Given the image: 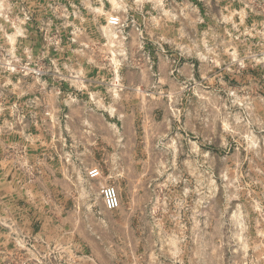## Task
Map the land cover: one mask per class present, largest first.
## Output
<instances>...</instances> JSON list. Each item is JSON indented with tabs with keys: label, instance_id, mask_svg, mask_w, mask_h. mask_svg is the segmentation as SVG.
I'll use <instances>...</instances> for the list:
<instances>
[{
	"label": "rangeland",
	"instance_id": "rangeland-1",
	"mask_svg": "<svg viewBox=\"0 0 264 264\" xmlns=\"http://www.w3.org/2000/svg\"><path fill=\"white\" fill-rule=\"evenodd\" d=\"M88 110L141 152L45 233L28 155ZM0 159V264H264V0H0Z\"/></svg>",
	"mask_w": 264,
	"mask_h": 264
},
{
	"label": "crops",
	"instance_id": "crops-1",
	"mask_svg": "<svg viewBox=\"0 0 264 264\" xmlns=\"http://www.w3.org/2000/svg\"><path fill=\"white\" fill-rule=\"evenodd\" d=\"M169 61L167 58H162L161 63L169 66ZM161 66L159 67L161 68ZM170 68H172L171 63ZM97 115V113L88 110L87 115L82 120L81 118L71 119L70 131L64 133L62 137L57 136L52 145H47L50 148L53 146L52 150H48L45 145L46 148H40L38 155L34 157L31 154L28 155L29 162L34 163L36 161L39 167L37 170H30L32 171L31 174L28 173L27 180H29V184L27 185L26 197L29 202L31 201L29 206L35 205L37 211L32 214H29V211L27 214L32 216L30 221L32 219H34L33 221H39L40 230L45 233L49 228H55V231L60 229L59 224L68 223L72 230L75 228L76 222L74 223V220L78 217V205L86 204L88 191L92 189L93 184L97 185V190L104 185V183H101L102 181H98L101 178L91 177L94 179H90V171L100 169V172L103 173L104 169H110L113 166L114 161L117 163V159L118 167L122 168L124 164L119 161L120 157L123 160H125V157L135 159L137 152H141L135 149L133 138L130 142L132 148H125L129 145V139L124 132L119 135L112 134L111 136H103L99 133L94 136L91 135L93 129H91L90 124L91 118L101 122V118ZM78 124L83 126V129L88 133L83 134V136L78 135L76 132L73 133L71 128L73 130L74 126H78ZM122 125L125 127L124 130L128 128V122H123ZM51 152L55 155L54 163L52 166H48ZM6 167L9 168L10 165ZM7 171L10 172V169H7ZM0 180H3L2 176H0ZM86 183L89 184L88 191L85 190V187L88 188ZM9 188L5 189V193H8ZM91 191L93 192V189Z\"/></svg>",
	"mask_w": 264,
	"mask_h": 264
},
{
	"label": "built area",
	"instance_id": "built-area-1",
	"mask_svg": "<svg viewBox=\"0 0 264 264\" xmlns=\"http://www.w3.org/2000/svg\"><path fill=\"white\" fill-rule=\"evenodd\" d=\"M90 177H96L98 175L97 170L89 172ZM100 196L106 209L115 210L118 206V196L113 186H101Z\"/></svg>",
	"mask_w": 264,
	"mask_h": 264
}]
</instances>
